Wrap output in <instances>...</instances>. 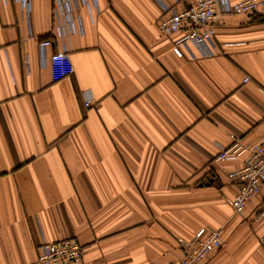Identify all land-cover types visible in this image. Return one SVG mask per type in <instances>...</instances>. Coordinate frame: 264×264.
I'll return each instance as SVG.
<instances>
[{
  "label": "crops",
  "instance_id": "obj_1",
  "mask_svg": "<svg viewBox=\"0 0 264 264\" xmlns=\"http://www.w3.org/2000/svg\"><path fill=\"white\" fill-rule=\"evenodd\" d=\"M51 14V0L27 14L0 0V264H37L39 242L69 237L80 264H164L200 228L223 241L201 264H264V186L235 214L228 173L247 153L217 160L231 136L264 137V16H221L211 55L177 54L153 0H96L41 56ZM53 50L74 70L58 81Z\"/></svg>",
  "mask_w": 264,
  "mask_h": 264
},
{
  "label": "built area",
  "instance_id": "obj_2",
  "mask_svg": "<svg viewBox=\"0 0 264 264\" xmlns=\"http://www.w3.org/2000/svg\"><path fill=\"white\" fill-rule=\"evenodd\" d=\"M31 0H13L20 10L27 14ZM161 10L156 27L164 37L177 35L173 41V50H186L194 46L205 56L214 49L213 24L225 15H261L264 16V0H188L186 7L178 10L161 0H153ZM52 27L49 38L39 42V53L44 56L46 48L53 46V40L63 39L74 34L80 28V22L74 21V9L78 5L89 7L96 0H51ZM52 81H58L73 73L70 57L65 50H53L49 56ZM244 82L248 78H244ZM83 107H94L86 99ZM232 144L223 149L217 160L234 159L243 152L247 155L243 164L228 173V178L236 182L238 191L228 201L235 214H242L248 200L256 196L264 186V137L249 148H244L231 136ZM220 230L200 228L190 240L179 243L183 256L178 261L164 264H201L213 251L222 246ZM37 264H80L82 247L72 237L53 242L41 241L37 244Z\"/></svg>",
  "mask_w": 264,
  "mask_h": 264
}]
</instances>
